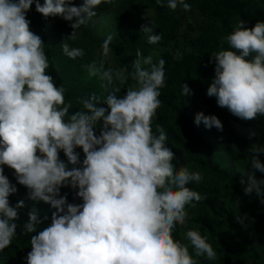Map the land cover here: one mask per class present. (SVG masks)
<instances>
[{"label":"clouds","instance_id":"9594fccd","mask_svg":"<svg viewBox=\"0 0 264 264\" xmlns=\"http://www.w3.org/2000/svg\"><path fill=\"white\" fill-rule=\"evenodd\" d=\"M111 2L83 0L75 5L72 0H43V4L40 0H0V166L14 170L30 200L55 209L50 224L39 231L37 225L48 217L39 220L35 208L28 213L24 234H37L29 240L26 264H198V257L216 260V251L199 231L186 232L188 244L172 235L177 223L186 221L185 207H195L193 202L204 197L187 186L200 183L202 174L186 166L177 168L164 130L159 135L152 131L161 105L160 89L165 86V60L153 63L152 56L141 60L137 50L131 73L136 86L122 97L113 91L104 106H99V97L93 93L80 99L82 110L76 111H70L71 104L65 102L66 89L57 87L46 74L50 63L44 42L30 30L26 19L31 6L35 3V10L45 18L59 16L71 22L73 31L60 44L63 54L76 59L84 56V50L70 47L68 41L77 39L76 30L96 16L99 5ZM156 2L165 6L162 0ZM166 6L191 10L184 0H167ZM245 24L238 20L224 38L228 48L209 55L214 77L206 95L215 97L217 105L235 117L249 121L264 115V21L252 28ZM154 28L153 21L141 25L149 44L162 39L161 34H153ZM112 39L108 35L103 42L105 56ZM87 68L90 76L112 83L113 72L102 71V62L100 68L95 62ZM181 90L183 96L190 92L187 84H181ZM194 123L223 131L215 115L198 112ZM77 148L84 154L82 162ZM61 150L66 162L59 158ZM247 152L252 168L264 173L259 159L264 146L253 144ZM240 183L245 184L243 178ZM65 186L76 190L81 204L67 202V194H60ZM262 186L264 180L247 174L243 191L264 197ZM16 192L0 167V251L17 235V210L24 207V201L10 206L8 199Z\"/></svg>","mask_w":264,"mask_h":264},{"label":"trees","instance_id":"16d2710c","mask_svg":"<svg viewBox=\"0 0 264 264\" xmlns=\"http://www.w3.org/2000/svg\"><path fill=\"white\" fill-rule=\"evenodd\" d=\"M72 2L75 5H79L82 3V0H72ZM184 2L191 6L190 11H184L181 6H178L176 10H171L166 6L167 0H162L165 6L158 5L156 0H121L117 4L116 16L119 23H122V31L109 44L110 54L113 57L115 65L114 69L111 68L113 72L111 84L106 80H101L98 76L89 75L87 66L93 62L96 63L97 68L101 67L102 62L103 68L101 70H109L104 59L100 58L97 60L94 58L95 51L103 47V41H96L92 35V28L81 26V28L76 30L77 39L75 41H68L70 47L82 48L85 53L83 57L71 59L63 54L60 44L61 39L73 31L70 27L71 22L65 21L59 16L43 17L42 14L35 10V3L26 14V19L30 15L33 16L32 25L38 26L37 29L32 30V27L29 25L30 30L38 34L44 42L43 47L50 63L46 74L53 77L57 87L63 86L66 89L65 102L71 104L70 111L82 110V105L79 102L80 99L87 98L93 93L99 97L101 103L99 106H104L103 102L105 98L113 91L118 96H124L129 87L136 86V81L131 76V73L135 70L133 62H126V55H135L136 51L139 50L142 54L140 58L144 59L158 50L161 52L159 59L165 60V86L160 89L161 94L158 98L161 101V105L156 110V116L153 118L152 124L156 119V122L161 120L163 124L162 129L167 135L166 144L175 153L173 164L177 168L181 160L182 150L188 152L190 148L203 147L210 149L211 145L209 144L212 136L215 138L214 133L217 131L214 127L211 129L205 128L203 123L199 126L194 123L195 115L204 109V105L201 104L200 106L195 103L198 90L195 87L194 77L196 73L204 69L206 64L202 57L187 54V47H181L183 44L180 43L179 36L183 21L189 13L194 12L196 9L207 15V19L210 22H223V30L235 18L242 20H249L250 18L258 19V14L252 15V17L246 14V5L241 0H184ZM40 3L43 4V0H40ZM141 9H151L154 12V34L162 35V39L157 44H149L147 36L145 34L142 35L139 31L141 29L140 26L143 24H139L133 20V17ZM213 44L217 45V42L214 41ZM177 53H180L179 59L176 58ZM200 53H202V50ZM158 60H153L152 62L157 63ZM144 67L149 66L144 65ZM117 73L120 75H117ZM122 75L125 77L123 83H121L119 77ZM181 84H187L190 89V92L185 96L182 95ZM213 103L215 102L210 97V100L206 104ZM209 108L210 111L213 109L212 106ZM221 109H224L225 112L222 111V113L217 114L222 124L232 129L233 121L236 120V117L229 113L228 109ZM99 129L100 125L98 124L95 129L97 135L99 134ZM240 129L241 131L239 132L242 135L244 143L251 145L252 142L247 129L244 125H240ZM75 151L80 154L82 162L84 159L82 149L77 148ZM59 158L66 162V157L62 150L59 152ZM192 158L195 163V157L193 156ZM260 161L264 163V159H260ZM188 162L186 161V163ZM206 166L209 165L207 164ZM0 167H3L4 175L17 188V192L10 194L8 197L10 206H15L20 200L24 201V207L17 210L19 216V219L16 221L18 225L17 235L13 237L12 243L7 248L0 251V264H26V256L31 251L29 240L32 235L37 234H24L23 224L28 221V213L35 208L39 220H44L45 217H48L47 220H44L43 225H37L39 231L44 226L50 224L51 215L55 209L42 201L30 200L27 196L28 189L17 183L14 170L8 168L6 165ZM69 167L72 166L69 165ZM244 168L250 170L258 181L264 180V173L253 169L250 161L244 165ZM238 169L235 163L227 162L226 164H216L213 168L209 166V170L216 173L219 178L231 180L235 183L234 193L235 200L238 201V207L229 215L231 237L236 238L242 250L251 244L255 248V251L250 256L261 264L264 262V252L261 249V240L262 238L264 239V232L261 228H259L260 232L257 231L256 225L250 223L248 218L256 214L257 222L264 220V203L261 202L264 197H258L255 191L251 194L244 193L243 188L247 184L246 175L243 176L245 177L244 185L240 183V179L235 180L232 178V175ZM75 191L65 186L61 187L60 194H67L68 203L81 204L82 199L75 196ZM263 191L264 186H262ZM241 226L247 230L241 232L237 229V227ZM174 231L180 233L177 225ZM181 238L183 239L182 235ZM189 252L191 253L192 251L189 250ZM196 259L198 264H213L215 261H206L204 257Z\"/></svg>","mask_w":264,"mask_h":264},{"label":"rangeland","instance_id":"374dc122","mask_svg":"<svg viewBox=\"0 0 264 264\" xmlns=\"http://www.w3.org/2000/svg\"><path fill=\"white\" fill-rule=\"evenodd\" d=\"M120 1L121 0H112L111 3H102L99 5L96 16L92 17L87 25H85L86 28H92V35L97 42H104L108 35H112V43L122 31V23H119L116 16L117 4ZM241 1L246 5V14L250 17L258 14V19L250 18L249 20H244L246 21L245 27L252 28L257 21H264V0ZM33 18L34 17L30 15L27 20L30 21L31 29L35 30L38 26L32 25ZM133 20L139 24H146L148 21H154V12L151 9H141L136 16L133 17ZM238 20H240V18L233 19L223 30V22H210L207 19V15H204L200 10L196 9L194 12L187 15L180 30V43L183 44L181 47H187V54L202 57L206 64L204 69L196 73L194 77L195 87L198 90L195 103L200 106L201 104L204 105L202 112L205 115H215L218 119H220V117L217 113H222V111L225 112V110L216 105V98L211 97L216 104H206L207 101L210 100V97L206 95L207 87L214 77V62L211 64L209 63V55L213 51H218L221 48H228L224 38L233 31ZM139 31L144 35L141 29H139ZM214 41L217 42V45L213 44ZM201 50L202 53H200ZM160 53L161 52L158 50L150 55L153 58L152 61L158 60L160 58ZM94 58L97 60L100 58L104 59L109 69H114L115 67L112 55L109 52V54L105 56L103 47L95 51ZM136 58L134 54L126 55V62L132 63ZM140 59L143 60L142 58ZM119 77L120 80L124 81L125 77L123 75ZM210 106L213 108L211 111L209 108ZM156 120H154L152 124V131L154 134L159 135V131L163 124L161 120L157 122ZM233 122L232 129L223 125V131L217 130L214 133L215 138L212 136V140L209 144L211 145L210 149L203 147L190 148L188 152L182 150L178 167L186 166L190 171H198L202 174L203 179L200 183L197 184L192 182L187 186L197 191L204 199L199 202H193L195 207L192 205H187L185 207L187 213L186 221L183 225L177 223L180 233L173 231L172 235L175 240H179L183 244H188L186 232L190 229L199 231L202 236L207 238V242L212 245L217 253V258L215 261L213 260V264H259L258 261L252 259L250 256L254 254L255 251V248L251 244L242 250L236 238L231 237L229 215L238 207V201L235 200L234 193L235 183L231 180L221 179L216 173L209 170V166L213 168L216 164H226L227 162L235 163L237 168H239L238 171H235L234 175H232V178L235 180L244 179V175L247 177V174H252L250 170L244 168V165L249 163V153L247 149L253 144L264 146V115H258L256 119L249 121L236 117V120ZM240 125H244L249 132L252 142L251 145L244 143L242 135L239 132L241 131ZM193 156L195 157V163L192 158ZM259 159H264V154H261ZM186 161L189 162L186 163ZM203 164H208L209 166ZM248 219L250 223L256 225L255 228L257 231L261 228L264 232V220L257 222L256 214L249 216ZM241 227H237V229L241 232L247 230L243 226ZM261 249L264 252L263 238L261 240ZM189 250L192 251L191 248H189ZM204 260L210 261L206 258ZM261 264H264V262Z\"/></svg>","mask_w":264,"mask_h":264}]
</instances>
